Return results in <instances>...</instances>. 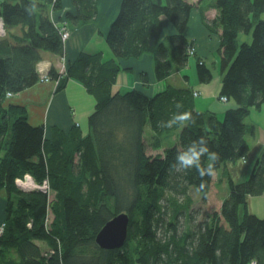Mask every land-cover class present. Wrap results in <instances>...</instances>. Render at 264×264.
Instances as JSON below:
<instances>
[{
  "label": "trees",
  "instance_id": "16d2710c",
  "mask_svg": "<svg viewBox=\"0 0 264 264\" xmlns=\"http://www.w3.org/2000/svg\"><path fill=\"white\" fill-rule=\"evenodd\" d=\"M98 2L72 0L76 13H67L65 26L95 20ZM63 5L64 0L0 2L5 29L23 27L22 35L6 31L0 36V264H264V217L248 209L242 219L239 215L248 195L264 193V152L247 180L228 179V196L222 197L217 188L221 164L247 156L245 119L253 106L264 103V0H215L217 13L212 18L202 11L206 27L220 37V60L200 57L195 41L184 34L194 2L121 0L106 34L111 58L103 60L102 50L85 49L65 73L54 66L48 71L58 80V89L73 77L95 96L89 134L83 137L75 124L68 133L55 128L47 138L43 124L30 122L27 107L8 102L7 96L40 80L42 50L64 55L61 26L47 11ZM163 15L177 29L167 38L162 33ZM242 32H252L251 40L239 43ZM146 52L154 56L159 80L174 66L186 67L192 56L200 81H210L212 68L219 66L224 71L221 95L237 105L227 108L221 120L197 110L189 88L168 84L153 96L135 87L113 92L123 70L118 59ZM139 75L147 81V72ZM177 103L183 107L178 109ZM186 110L192 111L194 123L161 127ZM148 124L155 133L152 144L144 137ZM175 130L174 145L150 152L149 145L161 146L160 134ZM201 136L218 156L214 175L201 178L194 168L177 172L170 167L177 149ZM27 173L39 184L46 181V189H23L16 179ZM191 187L201 194L209 213L185 225L177 215L168 216L164 193L184 195L183 207L189 209ZM122 211L130 218L126 242L115 248L100 246L98 231Z\"/></svg>",
  "mask_w": 264,
  "mask_h": 264
},
{
  "label": "crops",
  "instance_id": "0c3cea01",
  "mask_svg": "<svg viewBox=\"0 0 264 264\" xmlns=\"http://www.w3.org/2000/svg\"><path fill=\"white\" fill-rule=\"evenodd\" d=\"M1 1H17V0H0ZM110 2V3H109ZM121 0H99L97 17L95 20L88 21L78 27L69 25L71 32L70 37L64 41L65 53L58 55L48 50H42V59L38 63L39 66L45 65V72H48L51 66H54L60 73H65L71 63L77 58L81 51L88 49L92 52L100 51L109 52L110 58L113 56L109 45L106 41V34L109 29L107 21L108 13L111 5L114 8H119ZM71 0H64L63 8L47 9L51 19L61 26L67 21V13H76L75 7L72 6ZM107 21V24L104 23ZM163 24V37L167 38L171 33L177 32L176 27L171 20L166 16H161ZM193 21L196 29L187 30L190 23ZM9 33L22 35V25H15L7 28ZM101 31V33L99 32ZM194 30H197L194 32ZM185 36L189 40L195 41L197 53L200 57H207L210 54L217 60H220L217 49L220 45V37L217 33L210 31L202 20V9L196 6L192 9L189 22L185 28ZM242 33L239 35V39ZM213 38L215 43L208 42V39ZM243 42V41H241ZM207 48L209 51H206ZM103 60L109 59L103 58ZM123 65V70L119 73L116 81L113 83V89L117 91H127L132 88H137L149 96H153L157 92L163 91L168 84L177 88H189L199 90L200 94L194 95V106L197 110L206 114L216 115L219 119H223L225 111L229 107L236 106L237 103L228 99L226 101L220 98L222 79L224 71L219 66L212 68L213 78L210 81H200L197 75L195 62L189 61V68L174 66L170 75L164 79H157L155 75V62L153 54L146 52L138 58H129L128 60H119ZM141 71L147 72V81L143 80L139 75ZM124 79L119 80V76ZM129 77H131L129 79ZM115 92V91H113ZM84 83L76 78L70 77L67 79L63 88L58 89V80L49 78L48 80H38L34 85L29 86L20 92H17L8 97V102L23 104L27 107L28 118L35 125L43 124L45 126V135L47 138H52L55 128L68 133L73 125L77 124L80 127L83 137L89 134V131H82L81 126L89 119L92 111L87 115L86 112L90 109H85L84 105L93 98L90 96ZM93 95V94H92ZM97 102V100H96ZM247 125L246 139L249 143V152L246 157H240L232 160H227L218 168V182L225 187L228 179L231 177L235 182L244 181L252 172L257 159L264 152V103L261 107L253 106L249 115L245 119ZM217 182V183H218ZM229 187V186H228ZM221 191V189H218ZM218 191V192H219ZM223 197L229 195L230 190H223ZM221 195V194H220ZM3 201L0 199V223L3 207ZM245 204L249 211L260 214L264 213V193L256 195H248ZM260 212V213H259ZM239 215L240 207H239ZM264 216V215H263ZM43 250H47L48 246L41 241H38Z\"/></svg>",
  "mask_w": 264,
  "mask_h": 264
},
{
  "label": "rangeland",
  "instance_id": "374dc122",
  "mask_svg": "<svg viewBox=\"0 0 264 264\" xmlns=\"http://www.w3.org/2000/svg\"><path fill=\"white\" fill-rule=\"evenodd\" d=\"M189 1L194 2L196 4V6H199L200 9H202V11L204 12V14L208 18L214 17L216 15V13H217V9L214 7L215 0H189ZM71 2H72V0H71ZM72 6L75 7L74 5H72ZM118 9L112 7L111 5L109 6V10L112 12L111 14L108 13L107 21H108L109 24L111 23V21L113 20V18L117 14ZM261 17L264 18V12L262 13ZM103 21H104L105 24H107V21L106 20L103 19ZM85 23H87V22H85ZM85 23H83V24H85ZM65 24H67V21H65L64 24L61 25V27L65 26ZM191 28L192 29H196V27L194 26L193 21L190 23V25H189V27H188L187 30H191ZM6 31H8V30H6ZM196 31L197 30H194V32H196ZM99 32L101 33L100 30H99ZM251 37H252V32H250V33L242 32V35H241L240 39L238 38V42L239 43H242L241 41H250L251 40ZM215 41L216 40H214L213 38L208 39V42H210V43H215ZM204 49L206 51H209L205 47H204ZM212 51L213 50H211L209 52H212ZM102 57L103 58H107V57L110 58L109 52L105 53V52L102 51ZM209 58L210 59H213L214 57L212 56V54H210L209 55ZM193 59L195 60V57L194 56H192V57L189 58V60H193ZM189 66L190 65L187 64L186 69H188ZM39 68H42V67L39 66ZM43 68L45 69L46 67H43ZM122 78L124 79V77L120 75L119 76V80L122 81L123 80ZM130 78L131 77H129V79ZM113 91H117V89H113ZM121 92H125V91H121ZM90 96L93 98V100L92 101H89L88 100L85 103L84 108H83V110L90 109L89 111L86 112L87 115L91 111L93 112L96 109V107H97L96 106V98H95V96L92 95V94H90ZM81 129H82V131H87L88 130L90 132L89 119L85 122V124L83 126H81ZM154 136H155V133L151 129L150 125L149 124L146 125V127L144 129V137H145V139L150 144H152L154 142V139H153ZM177 136H178L177 130H175L173 132H163L162 134H160L161 146L160 147H153L152 145H149L150 152L152 154H157V153L162 152L163 149H164V147L174 145L176 143ZM220 169H221V167H220ZM250 175H251V173H250ZM250 175L248 176V178L250 177ZM27 180H28V173L25 175L24 178H17L16 179V181H18L17 183H20L21 184V187H23V189L29 190L31 188H41V187H38L39 186L38 185L39 183H37L35 181V179H34V182L30 186H26L25 185V182H27ZM45 186L47 187V185H45ZM217 188L218 189H221V191H219V190L218 191H219V194H221V196L223 197V193H222L223 190L225 191V190H228L229 189L228 182L226 183L225 187H224V185L222 183L218 182L217 183ZM44 189H46V188H44ZM54 193L55 192H52V197L54 196ZM190 194H191V196L193 198V203L190 205V208L189 209H185L183 207V203L186 201L184 195L174 194V193L168 192V191H166L164 193V196H165L164 197V204H165V209L167 210L168 216L170 214L172 216L177 215L178 216V219L182 220L184 224L186 223L185 225H190L191 222L196 223V222L202 221V220H204L207 217V214L209 213L208 205L205 203V201H204L203 197L201 196V194H199L193 187H191V189H190ZM0 195H1V193H0ZM179 206L181 207L180 208V211H178V207ZM246 209H248V207L245 204L241 203V205H240V213H241V217L240 218L241 219L243 218L244 212H245ZM184 212H186V213H184ZM188 213H189V216H188ZM190 215H192L194 218H192V216L190 217ZM258 215L260 217H264L263 216L264 213H260ZM1 228H2V224L0 223V229Z\"/></svg>",
  "mask_w": 264,
  "mask_h": 264
},
{
  "label": "clouds",
  "instance_id": "9594fccd",
  "mask_svg": "<svg viewBox=\"0 0 264 264\" xmlns=\"http://www.w3.org/2000/svg\"><path fill=\"white\" fill-rule=\"evenodd\" d=\"M176 107L179 109L182 108L183 105L177 103ZM190 123H194L192 111L186 110L174 114L173 117L167 121H163L161 127L172 128L175 124H179L181 127H186ZM205 156L206 160L202 162L201 158ZM217 159V154L209 150V145L204 137L201 136L197 141H193L183 150L178 148L175 155V161L170 167L174 168L177 172H188L194 168L196 173L203 178L204 176L214 175L215 162Z\"/></svg>",
  "mask_w": 264,
  "mask_h": 264
},
{
  "label": "water",
  "instance_id": "95a60500",
  "mask_svg": "<svg viewBox=\"0 0 264 264\" xmlns=\"http://www.w3.org/2000/svg\"><path fill=\"white\" fill-rule=\"evenodd\" d=\"M30 177L32 178L31 175ZM18 184L21 186L20 183ZM129 220V214L126 211L119 212L107 220L96 235L98 244L105 248L124 245L128 238Z\"/></svg>",
  "mask_w": 264,
  "mask_h": 264
},
{
  "label": "built area",
  "instance_id": "2783aa9c",
  "mask_svg": "<svg viewBox=\"0 0 264 264\" xmlns=\"http://www.w3.org/2000/svg\"><path fill=\"white\" fill-rule=\"evenodd\" d=\"M60 33L62 35L63 40L68 39L69 36H70V31H69V29L66 26L61 27ZM5 34H6V29H5V26H4V21L0 17V36H3ZM40 67H42V68H39L40 79H42V80H48L50 78L49 73L48 72H45V70L43 68V67H46V66L45 65H42ZM193 93L195 95H197L199 92L196 91V90H194ZM8 94H11V93H8ZM220 97H221L222 100H227V97L226 96L221 95ZM28 176H30V175L28 174ZM38 185H39L38 187L46 188L45 185H47V182L45 181L44 184H42V185L38 184ZM1 231H2V228L0 229V232Z\"/></svg>",
  "mask_w": 264,
  "mask_h": 264
},
{
  "label": "bare ground",
  "instance_id": "6f19581e",
  "mask_svg": "<svg viewBox=\"0 0 264 264\" xmlns=\"http://www.w3.org/2000/svg\"><path fill=\"white\" fill-rule=\"evenodd\" d=\"M33 182H34L33 179L30 176H28V180L27 182H25V185L30 186Z\"/></svg>",
  "mask_w": 264,
  "mask_h": 264
}]
</instances>
